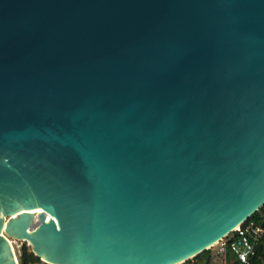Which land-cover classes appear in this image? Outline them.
<instances>
[{
    "label": "water",
    "instance_id": "1",
    "mask_svg": "<svg viewBox=\"0 0 264 264\" xmlns=\"http://www.w3.org/2000/svg\"><path fill=\"white\" fill-rule=\"evenodd\" d=\"M263 205L264 0H0V264H184Z\"/></svg>",
    "mask_w": 264,
    "mask_h": 264
},
{
    "label": "built area",
    "instance_id": "2",
    "mask_svg": "<svg viewBox=\"0 0 264 264\" xmlns=\"http://www.w3.org/2000/svg\"><path fill=\"white\" fill-rule=\"evenodd\" d=\"M263 233L260 227L246 222L208 250L214 249L211 252V264H228V253L240 264H249Z\"/></svg>",
    "mask_w": 264,
    "mask_h": 264
},
{
    "label": "trees",
    "instance_id": "3",
    "mask_svg": "<svg viewBox=\"0 0 264 264\" xmlns=\"http://www.w3.org/2000/svg\"><path fill=\"white\" fill-rule=\"evenodd\" d=\"M248 222H252L255 226L260 227L264 231V205L253 214ZM260 246L254 253L253 257L250 258L249 264H264V233L258 241ZM19 264H44L32 252L23 246L18 255ZM233 259V264H240L234 257L228 253V261ZM211 264V252L207 251L192 260L185 262L184 264Z\"/></svg>",
    "mask_w": 264,
    "mask_h": 264
},
{
    "label": "rangeland",
    "instance_id": "4",
    "mask_svg": "<svg viewBox=\"0 0 264 264\" xmlns=\"http://www.w3.org/2000/svg\"><path fill=\"white\" fill-rule=\"evenodd\" d=\"M12 245H13V248H14V250H15V253H16V256H17V260H18V264H19V258H18V255H19V253H20L21 248H22L23 246H26L30 251H31V248H30V246H29L27 243H25V242H23V241H18V240H15V239H14ZM213 250H214V249H213ZM213 250H211L210 252H212ZM41 262H42V261H41ZM42 263H43V262H42ZM191 264H192V263H191Z\"/></svg>",
    "mask_w": 264,
    "mask_h": 264
},
{
    "label": "crops",
    "instance_id": "5",
    "mask_svg": "<svg viewBox=\"0 0 264 264\" xmlns=\"http://www.w3.org/2000/svg\"><path fill=\"white\" fill-rule=\"evenodd\" d=\"M233 262H234V260L231 259V260L228 261V264H233Z\"/></svg>",
    "mask_w": 264,
    "mask_h": 264
},
{
    "label": "bare ground",
    "instance_id": "6",
    "mask_svg": "<svg viewBox=\"0 0 264 264\" xmlns=\"http://www.w3.org/2000/svg\"><path fill=\"white\" fill-rule=\"evenodd\" d=\"M237 229V228H236Z\"/></svg>",
    "mask_w": 264,
    "mask_h": 264
}]
</instances>
